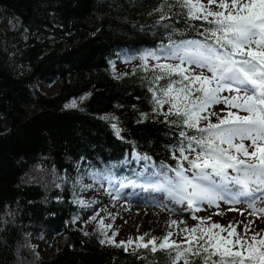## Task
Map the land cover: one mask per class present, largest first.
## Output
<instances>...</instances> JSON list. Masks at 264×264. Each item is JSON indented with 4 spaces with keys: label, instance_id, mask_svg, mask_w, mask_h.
Returning <instances> with one entry per match:
<instances>
[{
    "label": "snow or ice",
    "instance_id": "1",
    "mask_svg": "<svg viewBox=\"0 0 264 264\" xmlns=\"http://www.w3.org/2000/svg\"><path fill=\"white\" fill-rule=\"evenodd\" d=\"M147 14L156 19L141 30L155 29L164 39L157 47L125 54L126 61H141L137 69L147 73L144 79L151 93L150 111L132 107L139 112L138 124L151 118L174 134L175 142L165 147L175 166L164 161L157 164L147 153L137 152V160L146 163L138 165V172L131 168L129 172L139 182L128 173L123 178L117 174L126 161L102 168L90 164L92 171L85 173L78 166V179L83 184L87 175L101 186L106 181L115 199L131 186L133 192L140 188L159 194L153 200L161 206L169 202L186 206L197 223L172 220L173 226L184 225L177 238H172L171 230L147 241L139 237V247L153 253L165 251L169 264H264V229H252L255 219L240 232L238 224L224 225L211 216L196 215L204 205L219 207L226 201L246 203L249 216L264 217V0H159ZM177 21H183L184 27H178ZM189 30L199 38H184ZM218 105L225 107L216 111ZM65 107H77L76 99ZM101 118L117 137L125 139L118 117L105 114ZM116 181H120L118 187ZM94 186L83 184L84 188ZM76 203L92 204L80 199ZM9 215L6 212L0 219L5 230ZM98 216L99 212L90 219ZM99 228L104 236L101 243H135L117 242L118 233L108 235L111 225L102 217Z\"/></svg>",
    "mask_w": 264,
    "mask_h": 264
},
{
    "label": "trees",
    "instance_id": "2",
    "mask_svg": "<svg viewBox=\"0 0 264 264\" xmlns=\"http://www.w3.org/2000/svg\"><path fill=\"white\" fill-rule=\"evenodd\" d=\"M158 2L0 0V14L27 26L26 40L13 46L5 39L0 25V219L11 212L6 230L0 223V264H20L14 246L25 242L26 238L19 237L21 227L41 228L45 216H58L55 225L62 218L69 219L73 209L64 199L65 188L47 187L50 188L47 191L59 197V202L53 204L50 193L38 186L50 184L51 177L57 178L55 170L65 165L66 156L93 154L94 158L100 156L95 163L102 165L126 161L119 168L123 170L131 162L146 163L137 160L139 152L147 153L157 164L164 161L175 165L165 147L175 142L174 134H168L167 125L151 118L136 122L139 112L133 105L150 111L149 81L144 79L147 73L136 68L131 73L117 75L106 60L117 51L131 53L159 45L164 39L160 32L148 27L141 30L142 25L154 24L156 17L147 12ZM177 26L183 28L184 22L177 21ZM193 37L199 38L192 30L184 35V38ZM10 47L14 54L17 51V56L29 61L30 77L14 75L20 60L8 55ZM54 78L61 79V87L56 96H47L40 90L37 79ZM83 92L88 95L84 96ZM72 96H78V106L66 108ZM118 104L123 107L118 108ZM105 114L119 118L124 140L101 118ZM64 182L68 184L69 180ZM212 220L228 225L223 219ZM94 230L97 229L69 230L53 257L37 263L169 264L165 251L153 253L140 248L124 253L114 245L102 246L101 235L91 232ZM85 231L89 233L84 235ZM31 248L22 253L29 255Z\"/></svg>",
    "mask_w": 264,
    "mask_h": 264
},
{
    "label": "rangeland",
    "instance_id": "3",
    "mask_svg": "<svg viewBox=\"0 0 264 264\" xmlns=\"http://www.w3.org/2000/svg\"><path fill=\"white\" fill-rule=\"evenodd\" d=\"M0 25L5 32V39L9 43H20L26 40V29L24 26L16 19H5L2 17L0 20ZM118 59L116 60L114 65V69L116 70L117 75L125 74L129 72L132 67L131 61H126V59L122 60L120 56H123L121 53H118ZM135 64V63H134ZM37 83L40 85V90L47 95H52L56 92L59 84L49 81L40 82L37 79ZM218 109V108H217ZM121 178H123L122 174H119ZM136 178V177H135ZM132 179L134 181L139 182V177L137 179ZM120 181H116V186H119ZM83 184H95L91 181V179L86 178L83 180ZM82 184V185H83ZM85 191V192H84ZM84 191H78V196L87 204V202L91 201V207H85L86 212L84 214L83 220L88 230H93V228L99 227V219L104 218L106 225H111V228L107 229L110 232L118 233L114 236V239L119 241H128L134 240L135 243L127 245L126 248L128 250H136L141 247L139 244V237L145 236V241L151 239L153 236L155 237H163L167 234L169 230H171L174 235L173 239L177 238V233L184 227L181 223L178 226H173L171 224L172 220L184 221L186 220L188 225H194L195 220L192 218L191 212L188 211L185 207H181L172 202H169L167 206H161L155 200H153V196H158L159 194L152 192L151 190H142L140 188H136L135 192H133L132 187L129 186L124 190V197L121 195L120 199H115V193L112 192L109 194L110 190L108 188V183L105 181L102 187H94L86 188ZM131 195V196H130ZM135 199H139L141 202L143 199L146 200V205L144 207L148 208L149 213L145 214L144 217L138 220L137 223H132L129 220L130 213L132 212L131 207L135 202L137 205H140ZM143 204V202H141ZM136 205V204H134ZM201 211V215L204 216H217L218 219L225 218L227 220H231L233 223H238L242 230H244V224H247L250 220L255 219V223L251 225L253 230L256 229H264V217H251L248 215L247 205H239V204H229L226 201H221L219 207L205 205L204 210ZM99 212V216L97 220L92 221L90 217ZM110 214V215H109ZM150 215L153 216L152 225L147 226V222L145 219L150 218ZM87 222V223H86ZM143 223V224H142ZM142 224V228L139 226ZM145 226V227H144ZM38 241L33 242L39 249L40 256L42 259H47L53 256L56 250L59 248V243L57 238H51L49 243L39 244ZM32 248L35 246L29 245ZM20 258H27L26 253H22L19 255Z\"/></svg>",
    "mask_w": 264,
    "mask_h": 264
},
{
    "label": "bare ground",
    "instance_id": "4",
    "mask_svg": "<svg viewBox=\"0 0 264 264\" xmlns=\"http://www.w3.org/2000/svg\"><path fill=\"white\" fill-rule=\"evenodd\" d=\"M2 17H4L5 19H11L6 14H4V15L0 14V20L2 19ZM12 19H15V18H12ZM26 27L27 26H24V29H27ZM26 36H27V32H26ZM11 45L15 46V45H18V43H12ZM12 51H13V49L11 47L8 48L7 49L8 55L11 56L12 58L16 57V59L20 60L19 63H17L19 68L16 69L14 75L17 77H21V78L30 77L32 75L31 74L32 73V66L30 65L29 61H27L24 58H20L21 56H17V55H19V53L17 51L15 52V54ZM135 52L136 51H132L131 53L134 54ZM118 53H121L123 55L120 57L122 60H124L125 54H127V53L126 52H118V51L111 54L110 57L106 59L107 62L112 64L113 72L116 71L114 69L113 64H115L116 60L118 59V56H119ZM131 62H132V67H131L132 70H130L129 72H126L125 74L133 72L137 68V66H139L141 64V61L139 59L133 60ZM115 74H116V72H115ZM60 80H58L57 78H54V79H50V81H49V82L54 81L55 83L59 84L56 92L52 94L53 96L54 95L56 96L58 94V91L61 87V81ZM44 81H45L44 79L40 80V82H44ZM37 84L39 85V83H37ZM39 88H40V85H39ZM32 89L34 90L35 88L32 87ZM44 94L47 95L46 93H44ZM83 95L84 96L88 95V92H83ZM47 96H51V95H47ZM77 97L78 96H74V97L72 96V97H70V100L76 99ZM85 98H88V97H85ZM76 101H77V106H78L79 100H76ZM79 110L84 111L86 109L83 110L80 108ZM109 156H111L109 158H115L116 157L115 155H109ZM127 157L129 158L130 155H128ZM99 159H100V156H96L94 158L93 154H91V155H89V154L85 155L84 154V155H80L79 157L66 156V158L64 159L65 165L61 166V167L58 165L59 167H57V169L55 170V173L57 174V176H56L57 178L54 179L53 177H51V180L49 181L50 184L46 183L44 186L45 188L43 187V185L41 183L38 184V186L40 188H42L46 192L50 193L49 198L51 199L53 204H57L59 202L58 201L59 199H57L55 192L47 191L50 189L47 187H49L50 185H52L51 188L56 187V189L59 187H64L65 191H66V193L63 194L64 199L66 201H68L69 207L72 208L73 211H72V213L69 214L68 220L66 218H62V219H60L61 221L59 223H57V225H55L54 219L57 220L58 216H55L53 218L51 216H45L44 219H46V220L42 221L44 226L41 228L34 227V226L33 227H27V228L21 227L22 231L20 232L19 237L20 238L21 237L26 238L25 242L24 243L23 242L17 243V245L14 246V248L17 249V251L14 253V255H15V258H17L19 260L20 264H38L37 262L48 261L53 257L52 256V257L47 258V259H42V257L40 256L38 247L33 242L38 241L37 243L43 244V243H49L51 238H57L59 245H61L62 240L64 239V237L66 236V233H68L69 230L79 232L80 230L82 231V230L86 229L85 228L86 225H85V222L83 220L84 214L86 212L85 205L76 203V200L79 199L78 198L79 196L75 192L76 191L75 189L79 190L80 192H82L86 189L83 187L82 183H80V181L78 179L77 167L79 166L80 173H85L86 171L87 172L92 171V168L89 166L90 164H94L96 167L102 168L101 167V166H103L102 164L95 163ZM65 177L67 178V180H69L68 184H66V182H64L65 179H63V178H65ZM86 178H89V177L87 175H85L84 179H86ZM91 181L94 182L92 179H91ZM74 183L76 185L75 187H73ZM94 183L96 184V187L97 186L99 188L102 187L100 182L97 181ZM59 190H60V188H59ZM122 196L124 197V195H122ZM151 198H153V197H151ZM137 201H139V200L137 199ZM141 202H143V201H141ZM141 202L140 201L138 202L140 205H137V203H135V202L132 204V207H131L132 212L130 213V216H129V220L132 223H137L138 220L142 219L145 214L151 212L148 210V208L143 206V205H146L147 203H145V201H144L142 204ZM134 204H136V205H134ZM147 211H149V212H147ZM152 220H153V216H151V215H150V218L145 219V221L147 222V226H149L152 223ZM142 224H140V226H139L140 229L142 228L141 227ZM96 229L97 230H94L91 232H93V233H95L96 231L99 232L101 235L100 236L101 240L104 239V236L101 234L100 228L97 227ZM142 229H144V228H142ZM85 233H89V232L85 231ZM85 233H84V235H87ZM107 233H108V235L111 236L115 232H110L107 230ZM3 240H5V237H3ZM23 244H26V245H24V248H23ZM99 244L102 246H107L109 244L114 245L116 247L121 248L124 253H126V252L127 253H133V252H136L138 250V249H136V250H128L127 249L126 250V246H118V243L117 244H111V243L99 242ZM29 245L35 246L34 248H31L33 251L29 255H27V258H23V259L20 258L19 255H20V253H22V251H25L26 253L28 252ZM59 248H60V246H59ZM59 248L57 250H59ZM141 249H144V248H141ZM16 256H18V257H16Z\"/></svg>",
    "mask_w": 264,
    "mask_h": 264
}]
</instances>
